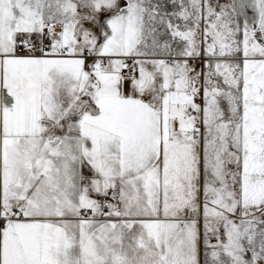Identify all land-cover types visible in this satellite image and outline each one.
Here are the masks:
<instances>
[{"label": "snow or ice", "instance_id": "6c2138e0", "mask_svg": "<svg viewBox=\"0 0 264 264\" xmlns=\"http://www.w3.org/2000/svg\"><path fill=\"white\" fill-rule=\"evenodd\" d=\"M0 264H264V0H0Z\"/></svg>", "mask_w": 264, "mask_h": 264}]
</instances>
